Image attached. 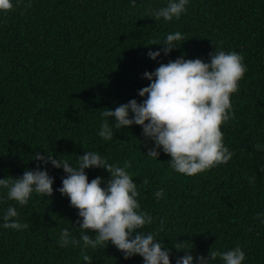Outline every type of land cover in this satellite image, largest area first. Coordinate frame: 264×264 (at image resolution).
<instances>
[{
	"label": "trees",
	"instance_id": "16d2710c",
	"mask_svg": "<svg viewBox=\"0 0 264 264\" xmlns=\"http://www.w3.org/2000/svg\"><path fill=\"white\" fill-rule=\"evenodd\" d=\"M168 2L13 0L11 12H0V179L19 178L38 164L54 178L51 197L33 192L26 205L8 200V190L0 188V264H87L81 251L93 257L92 264H144L139 255L125 259L111 243L96 249L57 243L64 229L79 239L81 218L58 191L66 173L35 155L52 154L75 166L86 151L120 167L131 161L127 171L137 184L140 211L153 217L138 231L162 227L157 239L171 250V264L186 255L174 247L178 240L192 248L194 264L211 248L236 246L245 252L243 264H264V0H189L178 20L155 21L151 12ZM176 31L184 40L165 55L162 43ZM216 48L238 53L247 68L222 126L233 153L228 163L186 176L171 167L162 149L158 158L147 155L155 143L139 125L117 129L107 118L113 139L98 135L105 108L145 99L138 94L151 83L145 72L179 57L210 62ZM149 51L161 55L153 60ZM257 143L262 149L253 148ZM85 171L89 181L101 177L107 187L106 169ZM9 206L28 228L2 226Z\"/></svg>",
	"mask_w": 264,
	"mask_h": 264
},
{
	"label": "clouds",
	"instance_id": "9594fccd",
	"mask_svg": "<svg viewBox=\"0 0 264 264\" xmlns=\"http://www.w3.org/2000/svg\"><path fill=\"white\" fill-rule=\"evenodd\" d=\"M136 0H131L135 6ZM189 0H169L167 6L154 9L151 16L155 21L161 19L177 20L186 11ZM13 0H0V12L8 13L14 9ZM26 7H31L29 2ZM184 40L181 32L168 34L162 51L170 54L176 42ZM161 44V43H153ZM152 45V44H151ZM149 46V45H146ZM149 57L156 60L160 51H149ZM210 62L202 59L179 57L168 63H161L154 72H145L144 78L151 81L149 86L139 90L142 102L135 99L111 110L105 108L101 115L105 118L98 135L105 141L114 136L113 127L107 118H114L115 128L123 129L133 125L142 127L143 135L154 141L148 156L158 158L160 149L171 157V167L180 174L195 176L220 164L228 163L233 153L224 144L222 126L231 118V96L238 92L239 82L247 68L243 57L236 52L218 50L210 53ZM130 113L132 114L130 117ZM254 149H262L259 143ZM36 161L44 165L51 163L55 168H62L66 176L58 191L70 200L81 218L76 221L80 229L77 239L68 229H64L57 241L60 247H82V249L107 247L114 245L124 254L125 259L139 255L144 264H171L170 252L158 242L157 232L147 234L138 231L153 223V217L146 211H140L137 197V184L127 171L132 166L126 161L123 167L109 163L95 151H86L79 155L75 166L67 159H57L52 154L47 156L36 153ZM103 168L110 174L107 187H102L103 178L89 181L86 169ZM250 183L255 178H250ZM54 178L46 170H26L19 178L0 179V188L7 189V199L26 205L33 192L51 197L54 194ZM142 183L147 184L144 179ZM157 200L162 199L164 190L154 193ZM3 227L23 230L27 223L18 221L15 207L9 206L3 216ZM163 224V222H161ZM94 232V237L87 233ZM177 250L186 255L178 257L176 264H194L191 249L184 241L174 242ZM81 258L92 264L93 257L81 251ZM219 258L223 264H243L245 252L236 246L232 250L217 251L211 248L209 256H199V264H212Z\"/></svg>",
	"mask_w": 264,
	"mask_h": 264
}]
</instances>
